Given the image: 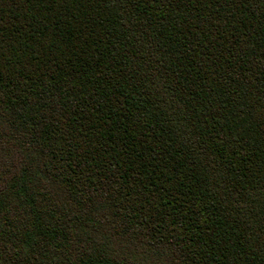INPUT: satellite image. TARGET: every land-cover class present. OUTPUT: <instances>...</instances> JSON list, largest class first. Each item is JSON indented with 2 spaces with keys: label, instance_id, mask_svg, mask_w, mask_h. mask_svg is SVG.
<instances>
[{
  "label": "trees",
  "instance_id": "1",
  "mask_svg": "<svg viewBox=\"0 0 264 264\" xmlns=\"http://www.w3.org/2000/svg\"><path fill=\"white\" fill-rule=\"evenodd\" d=\"M0 264H264V0H0Z\"/></svg>",
  "mask_w": 264,
  "mask_h": 264
}]
</instances>
